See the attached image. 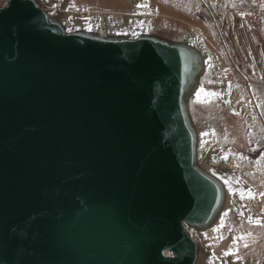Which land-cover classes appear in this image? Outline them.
I'll return each instance as SVG.
<instances>
[{
    "label": "water",
    "instance_id": "1",
    "mask_svg": "<svg viewBox=\"0 0 264 264\" xmlns=\"http://www.w3.org/2000/svg\"><path fill=\"white\" fill-rule=\"evenodd\" d=\"M226 86L137 6L0 0V264H251L242 185L210 162Z\"/></svg>",
    "mask_w": 264,
    "mask_h": 264
},
{
    "label": "rangeland",
    "instance_id": "2",
    "mask_svg": "<svg viewBox=\"0 0 264 264\" xmlns=\"http://www.w3.org/2000/svg\"><path fill=\"white\" fill-rule=\"evenodd\" d=\"M61 1L70 12L120 14L137 6L149 14L164 12L207 26L212 45L219 50L229 75L224 102L213 110L215 125L220 129L215 135L220 146L215 148L210 162L224 165L211 164L215 170L225 169L242 185L243 192L232 195L233 202L247 214L246 229L239 231L236 238L237 254L251 264H264V81L249 80L245 69L232 60L231 45L224 30L225 0ZM205 264H215L214 256H208Z\"/></svg>",
    "mask_w": 264,
    "mask_h": 264
},
{
    "label": "crops",
    "instance_id": "3",
    "mask_svg": "<svg viewBox=\"0 0 264 264\" xmlns=\"http://www.w3.org/2000/svg\"><path fill=\"white\" fill-rule=\"evenodd\" d=\"M161 13L147 14L174 26L197 32L212 49L219 67L225 74V79H229L219 50L212 45L213 41L204 23L185 21L179 17ZM225 16L232 60L245 69L249 80L264 81V0H225ZM226 49L228 50V47Z\"/></svg>",
    "mask_w": 264,
    "mask_h": 264
},
{
    "label": "bare ground",
    "instance_id": "4",
    "mask_svg": "<svg viewBox=\"0 0 264 264\" xmlns=\"http://www.w3.org/2000/svg\"><path fill=\"white\" fill-rule=\"evenodd\" d=\"M215 13H217V12H214L213 14L215 15ZM222 35V34H221ZM223 41H224V36H223ZM131 99L130 100H128V103H135V102H137V97H133V96H131L130 97ZM212 164V163H211ZM212 165H215V166H218V165H221V166H224V165H222V164H212ZM213 167V166H212ZM234 246V245H233Z\"/></svg>",
    "mask_w": 264,
    "mask_h": 264
},
{
    "label": "built area",
    "instance_id": "5",
    "mask_svg": "<svg viewBox=\"0 0 264 264\" xmlns=\"http://www.w3.org/2000/svg\"><path fill=\"white\" fill-rule=\"evenodd\" d=\"M215 15H216V13H215ZM227 29V24L225 25V27H224V30H226ZM220 31V30H219ZM224 41H225V37H224Z\"/></svg>",
    "mask_w": 264,
    "mask_h": 264
},
{
    "label": "snow or ice",
    "instance_id": "6",
    "mask_svg": "<svg viewBox=\"0 0 264 264\" xmlns=\"http://www.w3.org/2000/svg\"><path fill=\"white\" fill-rule=\"evenodd\" d=\"M143 6V5H142ZM225 159H226V157H225Z\"/></svg>",
    "mask_w": 264,
    "mask_h": 264
}]
</instances>
